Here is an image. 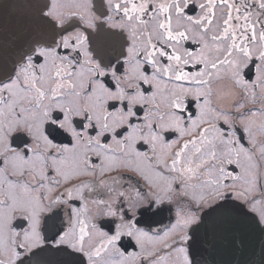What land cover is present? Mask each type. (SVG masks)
Listing matches in <instances>:
<instances>
[{"label":"snow or ice","instance_id":"1","mask_svg":"<svg viewBox=\"0 0 264 264\" xmlns=\"http://www.w3.org/2000/svg\"><path fill=\"white\" fill-rule=\"evenodd\" d=\"M37 18L0 59V264H193L201 230L264 237V0H42ZM165 204L163 235L138 227Z\"/></svg>","mask_w":264,"mask_h":264},{"label":"water","instance_id":"2","mask_svg":"<svg viewBox=\"0 0 264 264\" xmlns=\"http://www.w3.org/2000/svg\"><path fill=\"white\" fill-rule=\"evenodd\" d=\"M40 2L42 0H28L29 6H26V0H18V3L16 0H0V14H4V18L0 19V24L3 25V30H8V33L4 32L0 37V59L7 65L10 66L16 58L17 46L25 43L37 31V4ZM27 21L28 35L20 37L18 34H14L16 29H22L19 25ZM31 25L33 26V33L29 28ZM23 29L25 30L27 27ZM249 214L255 215L253 213ZM229 227L230 232L226 233L223 239L219 238L212 229L207 232L201 230L199 233V243L201 245L198 246L205 248L210 256L204 262L208 264H232L234 261L243 259L252 260L254 264H260L261 240L264 238L260 231L238 222H232ZM232 231L243 238L245 246L242 250L233 247L228 242L231 240ZM67 259L62 254L43 253L40 256L30 255L24 258V261L25 264H49V262L56 264L57 261H67Z\"/></svg>","mask_w":264,"mask_h":264},{"label":"flooded vegetation","instance_id":"3","mask_svg":"<svg viewBox=\"0 0 264 264\" xmlns=\"http://www.w3.org/2000/svg\"><path fill=\"white\" fill-rule=\"evenodd\" d=\"M94 3H99V0H94ZM1 18H2V14H0V19ZM1 26L2 24H0V33L4 31L1 29ZM19 27L22 29H19V30L16 29V31H14L15 32L14 34H18V36L20 37L27 36L28 35V21L24 23L22 22L21 25H19ZM24 27H27V29L24 30L23 29ZM29 28L32 30V33H33V26L31 25ZM105 53L109 56L115 55V52L110 45L105 46ZM189 70H194V69H189ZM252 74H253V70L250 67L248 71V76L251 77ZM193 110H194V107H193ZM236 130H237L238 136H241V137L244 136L243 130L239 126H237ZM57 142L68 143V140L64 139L63 137H58ZM242 142L246 144V141L242 140ZM114 174L115 173H113V175ZM121 184H122L121 190H130V186H131V187L139 188L141 192L147 191V188L143 184V182L139 181L138 178L132 173H127V172L123 173ZM72 203L75 206H79L78 201H73ZM124 210L125 211L127 210L126 205L124 206ZM156 211L157 210L154 209L152 212H144L143 209H138L136 211L135 219L139 221L138 227L143 228L146 231L159 230V234L163 235V232L167 230V228L172 223L175 222L177 206L175 204H165L161 206V210H159V213L154 215L153 213ZM204 211H208V209H205ZM200 215L203 216V211L200 213ZM128 216L131 217L132 214L129 212ZM62 219H63V211L61 210V217L60 219L56 221L57 224L61 223ZM16 224H17V230H20V226L23 224V221L17 220ZM104 226L107 230L108 226L107 225H104ZM121 245L122 247L126 249L127 252H133L137 250L135 247V242L128 237H124L122 239ZM198 245H201V243L196 245V249H195L196 255H195L193 264H208L204 262L206 259L210 258V256L207 254V250L203 248L202 246H198ZM191 251L192 250L190 249V252ZM29 255L31 254H24L23 258Z\"/></svg>","mask_w":264,"mask_h":264},{"label":"bare ground","instance_id":"4","mask_svg":"<svg viewBox=\"0 0 264 264\" xmlns=\"http://www.w3.org/2000/svg\"><path fill=\"white\" fill-rule=\"evenodd\" d=\"M16 2L18 3V0H16Z\"/></svg>","mask_w":264,"mask_h":264}]
</instances>
